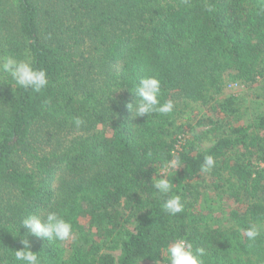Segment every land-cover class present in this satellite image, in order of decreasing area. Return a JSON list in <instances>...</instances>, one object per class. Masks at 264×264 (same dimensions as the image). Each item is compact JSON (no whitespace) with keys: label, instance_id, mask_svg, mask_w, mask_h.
<instances>
[{"label":"trees","instance_id":"obj_1","mask_svg":"<svg viewBox=\"0 0 264 264\" xmlns=\"http://www.w3.org/2000/svg\"><path fill=\"white\" fill-rule=\"evenodd\" d=\"M3 56L46 70L49 85L34 93L0 75V264H23L22 236L42 264H168L179 238L205 249L204 264H264V105L242 112L223 97L226 84L264 89V0H0ZM144 76L161 81L171 114L129 112ZM171 153L176 170L162 166ZM160 178L185 205L176 216L154 196ZM46 211L77 240L19 228Z\"/></svg>","mask_w":264,"mask_h":264},{"label":"clouds","instance_id":"obj_2","mask_svg":"<svg viewBox=\"0 0 264 264\" xmlns=\"http://www.w3.org/2000/svg\"><path fill=\"white\" fill-rule=\"evenodd\" d=\"M206 10L208 12L213 11L210 6ZM0 75L10 78V81L14 82L20 89H29L34 93H41L49 85L46 70L38 69L31 62L18 60L13 56L0 58ZM133 94L134 100L126 104L133 117L147 116L148 118L153 114L167 115L171 114L175 108L174 101L170 99L161 102L162 85L155 76L140 78L135 85ZM73 119L77 127L85 123L80 117ZM171 155L174 158L162 166L166 169L176 170L181 167V161L179 157L175 156V153H171ZM215 163L212 155H206L201 165V171L209 172ZM151 183L155 189L154 196L165 198L162 203L164 212L170 216H176L184 211L185 205L181 196L171 194L172 182L166 178H160L152 180ZM21 226L27 229L28 235L46 240L49 243L69 240L75 242L77 240L72 224L59 211H46L40 215H30L20 222L19 228ZM244 235L249 241V247H252L260 237L261 229L256 224H250L244 229ZM19 243L22 248L14 251L16 261L23 262V264H42L38 254L30 250V242L26 236H22ZM164 251L168 264H204L205 249L194 247L193 243L185 238L175 239Z\"/></svg>","mask_w":264,"mask_h":264},{"label":"rangeland","instance_id":"obj_3","mask_svg":"<svg viewBox=\"0 0 264 264\" xmlns=\"http://www.w3.org/2000/svg\"><path fill=\"white\" fill-rule=\"evenodd\" d=\"M230 85H232L230 83ZM230 94L237 96L238 100L237 103L241 108L242 112L253 113L256 109H260L262 105H264V89H261V86L253 85L252 87L244 86L240 84H234L230 88L229 85H225V89L223 90V97H227ZM264 108V106H262ZM191 118L194 119L192 124H195V133L200 136L199 140L195 141L196 144L200 148H205L209 146L212 141V134L208 132L209 127L204 126H196L195 117L197 115V119H204L205 116V109L203 108H192L190 111ZM255 113V112H254ZM211 129V128H210ZM144 264H161V263H152V262H145Z\"/></svg>","mask_w":264,"mask_h":264}]
</instances>
